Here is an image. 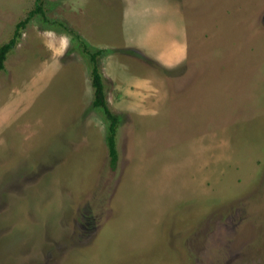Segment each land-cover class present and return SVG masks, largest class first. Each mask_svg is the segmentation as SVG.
<instances>
[{
	"label": "rangeland",
	"instance_id": "obj_1",
	"mask_svg": "<svg viewBox=\"0 0 264 264\" xmlns=\"http://www.w3.org/2000/svg\"><path fill=\"white\" fill-rule=\"evenodd\" d=\"M84 1L98 11L91 27L110 39L123 6L136 71L168 81L174 105L121 188L132 159L125 108L151 115L152 90L136 96L108 79L124 49L88 48L122 121L112 170L108 121L89 105L92 66L74 35L80 0H40L45 20L29 21L0 71V123L2 109L16 114L0 137V264H264V0ZM35 6L0 0V46ZM77 85L89 93L74 120ZM202 155L208 191L174 200V180L196 174Z\"/></svg>",
	"mask_w": 264,
	"mask_h": 264
},
{
	"label": "crops",
	"instance_id": "obj_2",
	"mask_svg": "<svg viewBox=\"0 0 264 264\" xmlns=\"http://www.w3.org/2000/svg\"><path fill=\"white\" fill-rule=\"evenodd\" d=\"M119 2V6H120V0H117ZM80 8L79 9V21L80 24L78 26V22H77V29L76 34H78V36L80 37L81 41L87 46V48L89 47H96L98 49H112V48H119V49H124L123 52L128 53L123 55V59L119 58L118 60H111L109 59V64L108 66L110 69V73L112 75L108 76V79L112 82H116V84H120V85H125V86H129L130 87V91H132L133 93H135L136 96H138V93H142L145 89H150L152 90V94L151 96L153 97V99H155V101L157 102L155 105H152L151 108L149 109L148 114L151 115H146L144 113L141 114L138 113L137 111L132 113V107L130 109H126V111H130L131 113L129 118L131 120V127L129 132H126L127 135L125 137V140H128V144H129V150L131 154V164L128 167L129 171L127 170L126 174L124 175L123 182L120 183L121 188L124 187H129L131 186V182H127L130 181L129 179V174L131 177H133L135 175V172L138 171V168L141 166L142 163H144L146 161V159H144V156L142 155V153L144 154V149L146 147H150L151 150H153V146H154V139H152L151 137L149 138V134L155 130H157L159 128V123L164 121L166 119L169 118L170 115V111L174 105V103L172 102V97H171V91L170 88L168 86V81H162L157 75L153 76L150 75L149 73L144 74L143 72L138 73L136 71L135 65H136V58L132 57V53L135 52H131V49H126L124 46L127 45L126 43V38L124 37L122 28H123V21H122V11L124 13L123 6L120 7V12L117 11L116 16L119 15V13H121V20H120V24L118 26V29L116 31V34L114 37H116L115 39H110L106 36H103L101 32L97 31L96 29H93L89 23V19H91L93 16H96L97 12L91 13V11L87 8L88 3H86V1L80 0ZM78 3V4H80ZM77 4V5H78ZM108 4V3H106ZM103 8V7H102ZM77 16V15H76ZM125 18V16H124ZM110 19V16H107V20L106 23L103 27H106V25L108 24ZM78 21V19H76ZM76 22V21H74ZM74 31V32H75ZM106 37V38H104ZM92 45V46H91ZM97 49V50H98ZM64 52H67V50H65ZM64 55V54H63ZM131 55V56H129ZM99 67V66H98ZM100 70V69H99ZM100 77H101V81L102 84L104 86V98H105V103H107V98H106V87L108 86V84L106 83V81H109L107 78H104L103 73L99 72ZM92 77V76H91ZM51 75H48V77L46 78V82H42L40 84L37 85L38 88H40V86H44L46 85L48 82L50 84V80ZM53 74H52V78L53 79ZM75 84V83H74ZM79 84V82H78ZM127 87H125V92L124 94L121 92V88H117V92L119 94L122 95V97L126 94L127 91ZM80 86L77 85L76 87L74 86V88L72 89V96H74V99L72 100V103L75 105V107L77 108L78 111L72 113V117L71 119H77L74 118L73 114H77L80 113V111H83L84 108V102L86 100V94H88L89 92H84L81 89H79ZM40 89H37L36 91L33 90V92H28L26 94V96L28 97V99L33 100L34 98L37 97L38 93H39ZM94 88L91 85L90 88V102L89 105L92 108V110L96 111L95 108L93 107L92 103L94 100ZM36 94V97H35ZM80 96V98H79ZM24 97V96H23ZM25 98V97H24ZM81 99V101H78L79 99ZM26 100V99H23ZM78 102V104H77ZM161 102L162 104L158 105V103ZM79 103H81V105H79ZM88 103V102H87ZM135 106H139L140 104L134 105ZM165 108V109H164ZM15 110V109H14ZM142 110V109H140ZM2 111L6 114L5 116V121H3L2 123H0V137L4 134V127L8 126L10 127L11 122H13L14 120H12L16 114L14 115L13 113L9 114L8 112H5L3 109ZM124 111V110H123ZM118 118V126L120 125V123L122 121H120V116L119 115H115ZM158 117H163V119L160 121L158 119ZM107 120V119H106ZM153 120V121H152ZM108 121V120H107ZM88 125V122H86ZM86 125V129L85 132L87 134H91V136L93 138V142H95V140H97L98 138V128L96 125ZM109 125V122H108ZM118 126H117V131H118ZM109 126L107 127L108 130ZM150 130L147 134L146 132ZM117 131H116V136H117ZM94 132V133H93ZM107 135H108V131H107ZM107 137V136H105ZM92 139V138H91ZM105 142H106V138H105ZM106 148H107V144H106ZM117 148V145H116ZM108 149V148H107ZM196 153H199V149H195ZM103 157V156H102ZM204 156L202 155V162L198 165L197 167V173L193 174L191 177H189L187 180H185V182H181L180 184H178V181L173 182V184H175L174 186H172L171 190L173 192L174 188L177 189L176 194L177 196L175 197L174 195V200L177 201H181L178 200L180 192L183 193L186 196L187 192L192 193V192H207V189H204L202 186H204V181L201 180V177L203 176V172L205 170V167H207V164L205 165V161L203 160ZM191 162V159L189 161V164ZM96 163V162H95ZM98 164H100V162H97ZM191 165V164H190ZM154 167V165H153ZM95 168V166H94ZM156 168V167H155ZM96 169V168H95ZM130 169L132 170V172H130ZM201 170H203V172L201 173ZM213 176V175H212ZM213 181V180H212ZM216 182V181H214ZM177 183V184H176ZM178 186V187H177ZM198 187V188H195ZM188 193V194H189ZM179 194V195H178Z\"/></svg>",
	"mask_w": 264,
	"mask_h": 264
},
{
	"label": "trees",
	"instance_id": "obj_3",
	"mask_svg": "<svg viewBox=\"0 0 264 264\" xmlns=\"http://www.w3.org/2000/svg\"><path fill=\"white\" fill-rule=\"evenodd\" d=\"M35 15H40L45 20V13L40 4V0H36L35 9L33 11H30L28 16L16 25L13 36L9 40V42L0 46V71L4 69V62L6 60L7 54L10 51H12L17 45V40H19L21 36V31L26 28L29 21ZM60 25L62 26V24ZM63 28L65 31H67V29L64 26ZM70 33L73 34V31L70 30ZM74 35L76 39H78L80 42L82 52L89 57V60L92 66V73H91L92 86L95 90L94 100H93L92 105L93 107L100 109L104 113L105 118L109 122L108 135L106 137V144L108 148L109 164H110L111 169L114 170L117 164V160H118V151L116 148V131H117V126H118V118L114 116L112 113H110L105 103L104 87H103L101 77L98 71L97 63H96V56L98 55L99 52L97 51L95 53H91L89 49L87 48V46L80 40L79 36L77 34H74Z\"/></svg>",
	"mask_w": 264,
	"mask_h": 264
}]
</instances>
